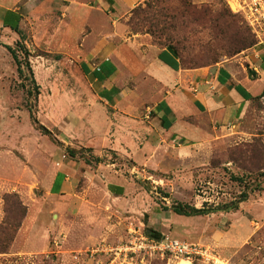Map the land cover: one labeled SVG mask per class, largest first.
<instances>
[{
    "label": "rangeland",
    "instance_id": "obj_1",
    "mask_svg": "<svg viewBox=\"0 0 264 264\" xmlns=\"http://www.w3.org/2000/svg\"><path fill=\"white\" fill-rule=\"evenodd\" d=\"M55 2L38 4L17 34V41L9 45L20 62L29 60L39 93L27 67L23 65L20 74L8 44L0 41V131L9 145L13 144L18 162H26L20 153L23 144L31 151L38 139L46 141L48 147L62 148L67 159L75 147V136H71L75 127V83L81 79L76 73L79 61L71 42L85 22L76 12L69 14L73 20L65 19L62 6ZM188 4L192 6L189 9L185 6ZM150 5H155V0H145L133 9L140 12L133 17L132 11L126 21L129 35H148L161 48L165 44L161 41L178 43L182 53L197 65L227 63L255 47L232 54L235 43L253 41L254 36L227 0H161L156 10ZM154 11L158 16L153 21L161 29L165 27L162 33H151L143 22ZM180 13L184 15L177 17ZM131 20H140L139 32L130 27ZM209 20L225 21L227 27L216 33L209 28ZM0 38L7 42L10 36L0 31ZM230 38L233 41L229 42ZM215 59L218 62L214 64ZM41 126L49 133L44 134ZM197 150L184 162L177 159V151L169 152L167 157L156 155L157 166L144 163L151 152H138V168L132 174L126 173L138 190L124 201L113 199L105 184L91 182L85 171L77 175L74 188L75 195L83 197L80 200L75 196L79 204L61 196L53 198L40 186L48 182V177L53 179V172L43 176L36 188L31 183L24 186L26 193L16 181L0 183V224L6 219L7 194H18L27 207L11 248L8 253H0V264H104L109 261L108 255L95 253L93 257L86 252L105 244H127L136 233L145 234L147 229L161 232L164 237L209 245L232 264H264V101L253 100L233 138ZM238 152H260L263 161L256 163L255 159L250 164L243 157L241 160ZM113 160L116 158L103 161ZM131 161L126 158L115 163L118 169L124 164L131 168ZM245 194L247 198L241 201ZM176 203L205 209L208 214L177 215L172 210ZM237 231L244 233L239 243H235ZM182 262L186 261L151 256L146 264Z\"/></svg>",
    "mask_w": 264,
    "mask_h": 264
},
{
    "label": "crops",
    "instance_id": "obj_2",
    "mask_svg": "<svg viewBox=\"0 0 264 264\" xmlns=\"http://www.w3.org/2000/svg\"><path fill=\"white\" fill-rule=\"evenodd\" d=\"M47 1L0 0V31L10 36L0 41L8 46L17 41L28 15ZM55 1L65 19L73 20L76 12L85 22L71 42L81 79L75 83L71 130L75 156L67 159L62 148L38 139L31 151L23 144L26 162H18L0 131V183L16 181L26 193L24 186L36 188L53 172L40 186L53 198L79 204L83 197L74 188L85 171L91 182L104 183L113 199L127 200L138 190L127 176L138 168V152H151L144 163L152 166L159 165L156 155L174 151L180 162L187 161L198 147L233 138L253 98L264 93V44L227 63L187 70L171 48L158 47L148 35H129L126 21L145 0ZM107 158L116 160L103 161ZM126 158L133 167L118 169L115 162Z\"/></svg>",
    "mask_w": 264,
    "mask_h": 264
},
{
    "label": "built area",
    "instance_id": "obj_3",
    "mask_svg": "<svg viewBox=\"0 0 264 264\" xmlns=\"http://www.w3.org/2000/svg\"><path fill=\"white\" fill-rule=\"evenodd\" d=\"M227 2L235 14L242 16L256 35L258 44H264V0H227ZM89 252L92 255L95 253L108 255L109 261L104 264H146L151 256L162 260L186 261L189 264H232L218 255L209 245L170 237L156 240L142 232L136 233L127 244L118 246L105 244L86 253Z\"/></svg>",
    "mask_w": 264,
    "mask_h": 264
},
{
    "label": "trees",
    "instance_id": "obj_4",
    "mask_svg": "<svg viewBox=\"0 0 264 264\" xmlns=\"http://www.w3.org/2000/svg\"><path fill=\"white\" fill-rule=\"evenodd\" d=\"M160 1L161 0H155V5H150L151 10H156L155 8L159 7ZM185 6H186V8L192 7L190 4L185 5ZM187 9H189V8H187ZM139 12H140L139 9L133 10V17L138 16ZM183 15H184L183 13H180L177 17L183 16ZM237 15L239 16V14H237ZM157 16H158L157 11H154L153 16H148V17H145L143 19L144 24L148 25L149 31L153 34H155L156 32L162 33L165 30V27H162V29H161L159 27V23L153 21L154 17H157ZM132 20H133V18H132ZM132 20L130 22V27L132 29H134L135 33H137L140 31L138 28L140 26L138 23V22H140V20H138L137 23H133ZM199 21L200 20H198V19L195 20V22H199ZM209 21H211L208 24L209 28L216 33H219V31H222L224 28L227 27V23L225 21H212V20H209ZM228 22H229L228 26L231 27L230 21H228ZM251 33H252V31H251ZM163 35L164 34H161V36H163ZM252 35L254 36L253 41L248 42L246 39H243V40H241V42L238 41L237 43H235L233 50H232V54L237 55L246 49L252 48L254 45L256 46L258 44V40L256 38V35H254L253 33H252ZM233 38H230L229 42L233 41L232 40ZM161 42L165 43V44H163L164 47L171 48L176 53V55L180 59L181 65L184 69L192 70V69L211 67V66H209L210 64L197 65V63L195 62V60L193 58H190V57L186 56L184 53H182V51L179 48L178 43L169 42L167 40L161 41ZM6 47L9 50V52L12 54L15 61L17 62L18 71L20 74H22V72H23V70H22L23 65H25L27 67L31 82L35 86V88L38 92L39 86H38L36 79L34 77V71L32 69V65L30 64L29 60H27V62H25V63L20 62V60H19L16 52L14 51V49L11 48V46H6ZM217 62H218L217 59H215L213 63L215 64ZM253 100H263L264 101V93L261 96L253 98ZM40 130H42V132H44V134L49 133L48 130L43 126L40 127ZM237 154H238L237 156H239L241 160L244 158L250 164L255 159H256V163H258V162L260 163L261 161H263L262 160L263 159L262 154L259 155L260 152H238ZM70 155L75 156V151L71 150ZM97 161L99 162L100 160L97 159ZM233 162L238 163L237 160H233ZM263 176H264V174H263ZM240 181H242V180L240 179ZM247 196H248V194H245L241 201H244L247 198ZM4 201H5L6 219H5L4 223L0 224V246H1L0 253L1 254L2 253H8V251L11 248V245L13 244L15 237H16L19 229L21 228L22 223H23V221L27 215V207L22 202V200L18 194H16V193L7 194L4 197ZM172 210L177 215L186 216V217L202 216V215L208 214L207 210H205V209H198V208H195L193 206L184 205L181 203H176L172 207ZM145 235H147L151 238H154L156 240H162V238L164 237V235L161 232H156V231H153L151 229H147L145 232Z\"/></svg>",
    "mask_w": 264,
    "mask_h": 264
},
{
    "label": "bare ground",
    "instance_id": "obj_5",
    "mask_svg": "<svg viewBox=\"0 0 264 264\" xmlns=\"http://www.w3.org/2000/svg\"><path fill=\"white\" fill-rule=\"evenodd\" d=\"M182 264H188L187 262H182Z\"/></svg>",
    "mask_w": 264,
    "mask_h": 264
}]
</instances>
